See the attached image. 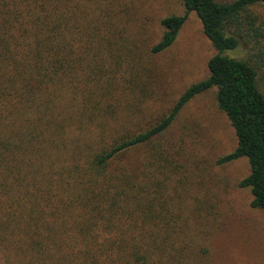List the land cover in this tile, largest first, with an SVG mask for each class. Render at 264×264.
I'll use <instances>...</instances> for the list:
<instances>
[{
    "label": "trees",
    "instance_id": "trees-1",
    "mask_svg": "<svg viewBox=\"0 0 264 264\" xmlns=\"http://www.w3.org/2000/svg\"><path fill=\"white\" fill-rule=\"evenodd\" d=\"M181 1L186 14L161 21L151 54L195 13L216 51L209 76L138 128L114 56L119 1L0 0V264H181L169 243L181 225L164 206L172 171L154 144L211 89L237 139L217 164L248 160L239 187L264 212V0ZM240 47L247 59L227 55Z\"/></svg>",
    "mask_w": 264,
    "mask_h": 264
},
{
    "label": "rangeland",
    "instance_id": "rangeland-1",
    "mask_svg": "<svg viewBox=\"0 0 264 264\" xmlns=\"http://www.w3.org/2000/svg\"><path fill=\"white\" fill-rule=\"evenodd\" d=\"M112 1L124 10L119 15L122 34H114V56H122L123 78L131 81L125 96L140 110L134 126L139 120L138 128H149L170 113L190 86L209 76L208 62L216 51L200 19L190 13L173 46L153 55L151 49L164 33L161 21L186 14L182 1ZM257 12L264 16L262 8ZM115 25L119 27L118 21ZM227 55L247 59L243 47ZM154 145L172 171L164 185V206L173 213L167 223L181 225L168 240L177 244L181 264H264V212L251 207L250 189L239 187L250 173L249 162L242 158L217 164L237 146L234 130L218 107L217 90L193 99ZM145 155L146 148H141L128 160Z\"/></svg>",
    "mask_w": 264,
    "mask_h": 264
}]
</instances>
